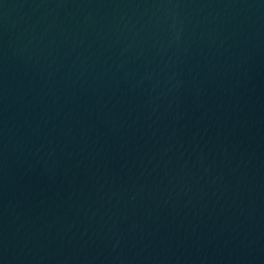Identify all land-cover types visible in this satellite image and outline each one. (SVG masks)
Wrapping results in <instances>:
<instances>
[{
  "label": "water",
  "instance_id": "1",
  "mask_svg": "<svg viewBox=\"0 0 264 264\" xmlns=\"http://www.w3.org/2000/svg\"><path fill=\"white\" fill-rule=\"evenodd\" d=\"M0 264H264V0H0Z\"/></svg>",
  "mask_w": 264,
  "mask_h": 264
}]
</instances>
